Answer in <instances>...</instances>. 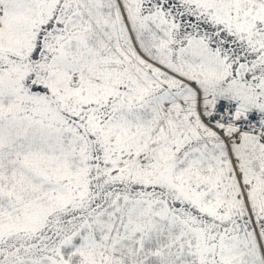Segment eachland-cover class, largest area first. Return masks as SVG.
Wrapping results in <instances>:
<instances>
[{"label":"snow or ice","instance_id":"6c2138e0","mask_svg":"<svg viewBox=\"0 0 264 264\" xmlns=\"http://www.w3.org/2000/svg\"><path fill=\"white\" fill-rule=\"evenodd\" d=\"M0 264H264V0H0Z\"/></svg>","mask_w":264,"mask_h":264}]
</instances>
